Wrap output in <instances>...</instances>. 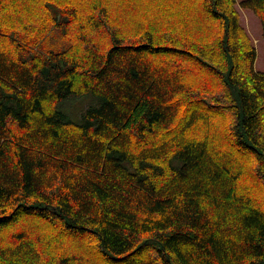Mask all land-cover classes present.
<instances>
[{
  "label": "trees",
  "instance_id": "16d2710c",
  "mask_svg": "<svg viewBox=\"0 0 264 264\" xmlns=\"http://www.w3.org/2000/svg\"><path fill=\"white\" fill-rule=\"evenodd\" d=\"M240 6L264 34V0ZM241 16L0 0V264H264V72Z\"/></svg>",
  "mask_w": 264,
  "mask_h": 264
},
{
  "label": "rangeland",
  "instance_id": "374dc122",
  "mask_svg": "<svg viewBox=\"0 0 264 264\" xmlns=\"http://www.w3.org/2000/svg\"><path fill=\"white\" fill-rule=\"evenodd\" d=\"M242 0H237L239 5V9L241 12L242 22L247 28L252 41L256 48V61H255V69L258 72H264V34H263V25L260 17L252 10L247 8H242L240 6V2ZM151 16H147V14H139L135 15L133 18L134 22L140 21L142 24H146L151 21ZM136 24L131 27H136ZM68 99L63 103L64 109L70 113H72V118L75 120H79L82 113L91 106H94L98 103L97 98L93 94H87L83 97L76 98L72 97L68 101ZM223 137H226L223 135ZM224 141V138H222ZM259 189L260 186H256ZM27 225V224H25ZM38 229H36L37 231Z\"/></svg>",
  "mask_w": 264,
  "mask_h": 264
}]
</instances>
